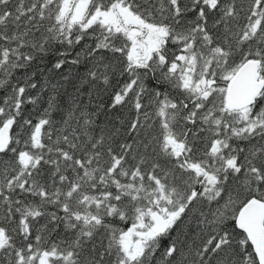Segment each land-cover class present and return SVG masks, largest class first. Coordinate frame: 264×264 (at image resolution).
<instances>
[{"label": "snow or ice", "instance_id": "snow-or-ice-1", "mask_svg": "<svg viewBox=\"0 0 264 264\" xmlns=\"http://www.w3.org/2000/svg\"><path fill=\"white\" fill-rule=\"evenodd\" d=\"M0 264H264V0H0Z\"/></svg>", "mask_w": 264, "mask_h": 264}]
</instances>
